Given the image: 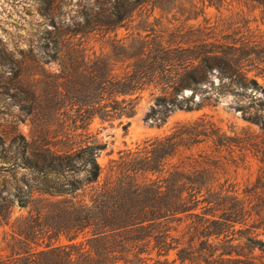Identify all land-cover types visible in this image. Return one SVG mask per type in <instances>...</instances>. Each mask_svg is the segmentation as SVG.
I'll list each match as a JSON object with an SVG mask.
<instances>
[{
  "label": "trees",
  "instance_id": "1",
  "mask_svg": "<svg viewBox=\"0 0 264 264\" xmlns=\"http://www.w3.org/2000/svg\"><path fill=\"white\" fill-rule=\"evenodd\" d=\"M144 6H151L144 26L121 36ZM205 11L194 17L176 0H104L74 28L63 30L52 18L53 30L28 59L56 63L58 72L35 79L27 91L15 88L12 97L33 128L29 139H12L22 142L21 156L3 157L37 176L34 185L23 177L25 191L13 174L7 203L36 209L12 225L0 264H171L174 251L192 261L200 256L197 241L219 238L238 222L236 212L244 215L238 192L220 183L234 161L231 140L223 143L208 117L178 123L105 168L98 157L107 144L90 131L96 119L132 118L147 91L154 102L147 119L157 125L234 95L250 99L238 107L244 120L264 128V100L257 97L264 89L250 75L264 73V61L257 64L252 43L227 32L222 19H206ZM13 73L26 84L19 67Z\"/></svg>",
  "mask_w": 264,
  "mask_h": 264
},
{
  "label": "rangeland",
  "instance_id": "2",
  "mask_svg": "<svg viewBox=\"0 0 264 264\" xmlns=\"http://www.w3.org/2000/svg\"><path fill=\"white\" fill-rule=\"evenodd\" d=\"M102 1L104 0H0V167L6 166L0 171L1 254H7L4 250L6 240L12 233L15 221L26 217L32 208L36 209L35 203L28 209L7 203L12 196L13 174H17L19 184L24 186L25 191L29 188L22 183L23 177L32 185L36 184L37 177L30 170L15 169L3 159L15 152L21 156L24 147L22 142L12 144V139L19 134L29 139L33 128L32 118L21 111L20 104L12 95L16 87L27 91L35 79L58 72L56 63L37 65L30 62L29 51L33 48L35 53L39 52L40 44L49 35L48 31L53 30L51 21L54 16L57 23L62 22L65 26L63 30L68 26L74 28L75 21L82 20L85 12ZM262 4L264 0H176V7L181 6L194 17L203 15L206 6V19L213 22L222 19L227 32H236L239 36L242 34V38L252 43L251 50L257 58V64L264 61ZM218 8H221V12H218ZM150 13L151 6H144L137 11L133 23L129 25L130 30L122 29L120 35L125 36L142 28L144 18ZM157 14L159 16L158 12ZM203 16L199 17L200 22L204 21ZM17 67L23 71L26 84L15 81L13 70ZM250 75H257L264 89V73L258 74L257 70H252ZM215 80L219 82L218 79ZM185 93L189 95L191 92ZM257 97L264 100V92L259 91ZM250 103V99L234 95L221 96L215 105L197 112H176L164 124L157 125L147 119L154 104L151 91H147L142 95L132 118L113 123H103L96 119L90 126L96 139L107 144V149L98 157L103 168L110 160L117 159L120 152L135 151L147 140L169 135L178 123L194 122L202 116L208 117L221 129L225 135L223 143L231 140L234 161L230 163V176L224 177L220 183L232 186L238 192L245 205L244 215H237L236 212L234 219L238 222L219 238H212L209 243L197 241L195 251L200 254L199 257L182 262L177 259L174 251L170 255L171 264H264V128L244 120L243 112L238 110L239 106H249ZM256 108L258 107L250 108L248 114H254ZM121 122L128 126L124 128ZM208 145L203 150H207ZM61 243H66L65 239ZM163 260L162 258L161 261Z\"/></svg>",
  "mask_w": 264,
  "mask_h": 264
},
{
  "label": "water",
  "instance_id": "3",
  "mask_svg": "<svg viewBox=\"0 0 264 264\" xmlns=\"http://www.w3.org/2000/svg\"><path fill=\"white\" fill-rule=\"evenodd\" d=\"M185 95H188V93H185Z\"/></svg>",
  "mask_w": 264,
  "mask_h": 264
}]
</instances>
